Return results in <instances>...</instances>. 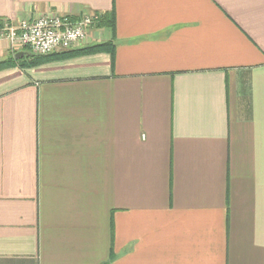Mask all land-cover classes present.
<instances>
[{"label":"crops","instance_id":"crops-1","mask_svg":"<svg viewBox=\"0 0 264 264\" xmlns=\"http://www.w3.org/2000/svg\"><path fill=\"white\" fill-rule=\"evenodd\" d=\"M46 14L111 48L0 42V264H264V0H0Z\"/></svg>","mask_w":264,"mask_h":264},{"label":"built area","instance_id":"built-area-1","mask_svg":"<svg viewBox=\"0 0 264 264\" xmlns=\"http://www.w3.org/2000/svg\"><path fill=\"white\" fill-rule=\"evenodd\" d=\"M97 20L85 16L79 20L46 14L33 20L0 21V42L11 47H26L37 55L73 49L85 39L86 30Z\"/></svg>","mask_w":264,"mask_h":264},{"label":"trees","instance_id":"trees-1","mask_svg":"<svg viewBox=\"0 0 264 264\" xmlns=\"http://www.w3.org/2000/svg\"><path fill=\"white\" fill-rule=\"evenodd\" d=\"M101 22H99L98 25L104 24L105 26L110 27L113 29V18L112 17H107L104 15H101ZM111 45L109 43H100L97 45H92V46H87L83 47L81 49H69V50H64V51H57L53 52L47 55H37L31 52V63L34 64L38 60H49L53 55L60 53V56H74V55H83V54H92L100 51H107L110 50ZM5 64L0 63V68H2ZM102 264H110V261H106Z\"/></svg>","mask_w":264,"mask_h":264}]
</instances>
